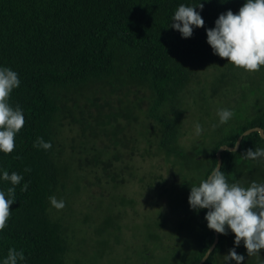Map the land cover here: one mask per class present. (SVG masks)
<instances>
[{
	"label": "trees",
	"instance_id": "16d2710c",
	"mask_svg": "<svg viewBox=\"0 0 264 264\" xmlns=\"http://www.w3.org/2000/svg\"><path fill=\"white\" fill-rule=\"evenodd\" d=\"M200 3L203 10H196L204 27L182 39L170 27L171 17L180 4ZM243 3L0 0V65L19 74L20 87L12 92L9 102L13 107L19 105L25 115L13 153H0V168L24 177L16 186L7 227L0 233V259L7 256L9 248H15L24 252V264H67L71 253L67 228L61 217L52 216L49 197H69L79 189L70 173L72 164L93 174L101 169L96 180L101 184L107 181L105 186L112 190L126 185L139 172L131 167L139 155L143 162L146 157L161 158L170 171V183L152 172L149 183L147 177L139 178L142 186L164 196L179 189V195H173L180 200L177 215L189 216L188 225L177 230V235L169 230L155 232L148 240L167 245L163 249L170 248L168 242L173 244L175 237L184 240L192 245L189 252L183 256L180 251L168 264L200 263L215 240V232L207 228V210H190V187L216 167L221 146L235 147L247 130L264 129V67L252 73L235 68L213 55L206 42L205 29L213 28L220 14L238 12ZM208 71L214 78L212 93L207 91L210 83L201 80ZM191 95L194 112L198 111L196 122L204 132L189 147L191 131L186 128L184 108ZM217 95L218 103L213 104L211 98ZM222 108L234 112L224 125L217 116ZM65 129L76 130L78 136L69 144V155L63 142ZM37 137L50 141L52 149L34 148ZM256 148H264L259 133L246 136L238 151L222 154L221 170L230 184L247 187L253 181L264 183V159L252 161L242 156ZM25 168L31 171L25 172ZM24 183H29V188L21 192ZM10 186L0 181V189ZM220 238L206 264H215L228 243L233 248L234 234ZM236 251H246L243 242Z\"/></svg>",
	"mask_w": 264,
	"mask_h": 264
},
{
	"label": "clouds",
	"instance_id": "9594fccd",
	"mask_svg": "<svg viewBox=\"0 0 264 264\" xmlns=\"http://www.w3.org/2000/svg\"><path fill=\"white\" fill-rule=\"evenodd\" d=\"M203 4L190 6L180 4L171 17L170 27L177 31L182 39H189L194 29L203 28L204 20L200 14ZM207 44L213 55L226 59L233 67L245 72H258L264 67V0H244L239 11L228 10L219 15L214 27L205 29ZM19 74L12 68L0 65V153H13L15 138L25 125V115L19 105L13 107L9 100L12 92L19 88ZM219 124H227L234 112L227 108L217 111ZM195 135L204 132L203 126L196 122ZM34 148L49 151L53 145L43 137H37ZM245 159L258 161L264 159V148L248 149L242 155ZM25 172H30L28 168ZM23 175L0 168V181L11 186L0 189V233L7 227L10 217V206L16 201V186L21 185ZM29 183H24L21 192L28 191ZM50 205L62 210L66 204L56 196L49 197ZM190 210L199 212L207 210L204 216L207 228L220 235L234 234L233 248L223 256L224 264H244L245 256L238 254L236 249L243 242L247 255H259L264 249V183L253 181L243 187L239 183H229L219 165L212 170L207 178L198 185L190 187L188 196ZM211 254L208 249L207 255ZM207 256L205 257V259ZM24 252L9 248L7 256L0 259V264H24Z\"/></svg>",
	"mask_w": 264,
	"mask_h": 264
},
{
	"label": "rangeland",
	"instance_id": "374dc122",
	"mask_svg": "<svg viewBox=\"0 0 264 264\" xmlns=\"http://www.w3.org/2000/svg\"><path fill=\"white\" fill-rule=\"evenodd\" d=\"M201 80L210 83L207 91L212 93L214 78L209 71L201 76ZM192 96L187 99L189 105L184 108L186 128L191 131V134L187 135V144L185 141L189 147L193 140L199 139V136L194 135L193 125L196 123L195 115L198 111L194 112ZM218 100L219 95L215 99L211 98L213 104L218 103ZM64 135L63 142L67 147L65 154L69 155L72 152L69 144L73 138L78 137L77 131L65 129ZM139 158L142 157L137 155L131 162V167L139 170L136 178L113 190L112 187L105 186L109 184L107 181L101 184L96 180V173L102 175L101 169L94 170L93 174L87 169L81 171L72 164L71 168L74 169L70 173L72 180L78 183L79 189L70 193L69 197H62L66 202L64 209L52 208V216L55 219L61 217L67 228L71 243L67 264H168L175 260V255L178 256L180 251L183 256L189 252L192 245L176 237L173 244L170 243L172 240L168 242L171 247L167 249H163L167 245L161 247V243L148 240L155 232L166 233L165 231L169 230L177 235V230H184L185 225H188L189 216L177 215V208L181 207L180 200L173 195H177L179 189L174 190L175 194L164 196V193L159 195L152 188H145L139 181V178L144 176L149 183V175L152 172L162 175L166 182L170 180V171L163 160L151 156L146 157L143 162ZM118 164L122 165V162ZM79 176L83 180L77 181ZM72 180H69V186L73 185ZM161 224L164 226L159 229ZM166 242L164 240V244ZM230 248L228 243L218 255L215 264H224L223 256L228 254ZM240 254L245 256L244 264H264V249L259 255L248 257L247 250Z\"/></svg>",
	"mask_w": 264,
	"mask_h": 264
},
{
	"label": "water",
	"instance_id": "95a60500",
	"mask_svg": "<svg viewBox=\"0 0 264 264\" xmlns=\"http://www.w3.org/2000/svg\"><path fill=\"white\" fill-rule=\"evenodd\" d=\"M253 133H259L261 135V138L264 140V129L260 128V127H256V128H252L247 130L246 132H244L237 141V144L235 147H229L227 145H223L219 148L218 152H217V159H218V163L217 165H219L220 169L222 168L223 165V159H222V154L226 151H230V152H236L239 150L244 138L246 136H249ZM220 234L215 233V240L213 242V244L211 245V247L209 249H211V254L210 255H206L203 257V259L200 261L199 264H206L207 261L209 260V258L211 257V255L213 254V252L216 250V248L218 247L219 243H220ZM207 256V258L205 259V257Z\"/></svg>",
	"mask_w": 264,
	"mask_h": 264
}]
</instances>
